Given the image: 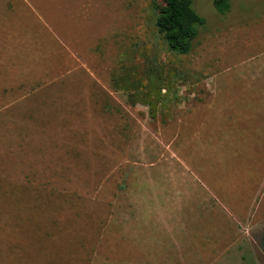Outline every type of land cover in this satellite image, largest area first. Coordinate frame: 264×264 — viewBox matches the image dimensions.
<instances>
[{"label":"rangeland","instance_id":"obj_1","mask_svg":"<svg viewBox=\"0 0 264 264\" xmlns=\"http://www.w3.org/2000/svg\"><path fill=\"white\" fill-rule=\"evenodd\" d=\"M152 1L42 0L48 28L29 50L16 49L14 21L0 29V85L14 61H48L57 25L74 51L49 54L52 69L10 78L11 94L0 96V264H88L98 243L113 254L119 229L106 246V226L128 217L140 191L174 182L178 203L185 192L195 208L216 157L264 144V118L252 114L264 113V0H230L225 15L213 0H192L204 25L184 56L158 39ZM217 134L233 144L218 148L233 151L203 146ZM244 154L251 166L253 151ZM239 231L252 243V225Z\"/></svg>","mask_w":264,"mask_h":264},{"label":"crops","instance_id":"obj_2","mask_svg":"<svg viewBox=\"0 0 264 264\" xmlns=\"http://www.w3.org/2000/svg\"><path fill=\"white\" fill-rule=\"evenodd\" d=\"M42 6V0H0V29H4L6 21L15 22L18 30L17 38L15 37L17 50L21 47L27 50L35 48L34 43H38V47L41 46L45 34H42L40 25L46 30L48 28L45 19L39 14ZM30 15H33L34 19L30 18ZM34 20L38 23L35 24ZM25 21L29 25L28 30ZM56 27L54 30L56 33H50L51 36L47 37L49 50L45 58L48 57V61L28 68L19 67L14 61L13 65L17 68L13 67V70H10L7 84L0 85L2 99H5V94H11L8 89L10 78L22 77L25 71L34 68L52 69L47 65L50 61L49 54H54V59L58 60L61 55L74 53L73 50L69 52L70 54L65 51L64 32L61 34L60 29ZM21 35L23 40L20 39ZM26 37L32 38V41L27 42ZM29 44L28 49L25 46ZM58 46L63 48L60 49ZM263 103L259 102L264 106ZM252 114L255 118H264L261 111H254ZM219 136L215 137V142L207 141L208 145L203 146L211 151L214 149L233 151L218 148L233 146ZM213 143L217 144L216 147L210 146ZM261 145V148L240 149L239 159L229 161L224 159L227 158L224 156L216 157V161H213L216 168L209 171L204 169L207 176H211L212 187L205 188L204 197L200 194L199 204L195 208H189L191 198L185 192L181 194L182 200L178 203L173 182L175 179L171 180L173 185L170 184L167 190L140 191L135 206H130L128 217L119 225H115L117 227L106 226L104 234L106 246L108 237L114 230L119 229V242L112 241L114 253L110 254L106 251L108 248L104 249L102 244L98 243L91 251L88 264H257L258 261L264 264V226L258 227L264 223V144ZM245 151H253L255 158H250L251 166L244 165ZM234 154L237 155L238 151H234ZM220 163L224 170L221 167L218 170ZM222 171L235 180L223 183L219 176ZM231 189H238L241 193L232 195ZM242 224L252 225L253 232L250 238L252 243L240 233L239 228ZM252 245L258 247V256L253 255Z\"/></svg>","mask_w":264,"mask_h":264},{"label":"trees","instance_id":"obj_3","mask_svg":"<svg viewBox=\"0 0 264 264\" xmlns=\"http://www.w3.org/2000/svg\"><path fill=\"white\" fill-rule=\"evenodd\" d=\"M220 15L230 9V0H213ZM152 24L155 33L168 52L177 55L191 53L204 19L193 9L192 0H153L151 4Z\"/></svg>","mask_w":264,"mask_h":264}]
</instances>
